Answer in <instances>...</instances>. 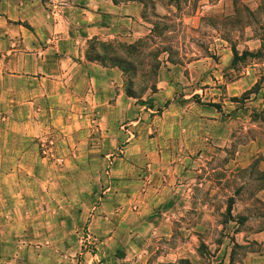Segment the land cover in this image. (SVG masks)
Segmentation results:
<instances>
[{
    "label": "rangeland",
    "instance_id": "374dc122",
    "mask_svg": "<svg viewBox=\"0 0 264 264\" xmlns=\"http://www.w3.org/2000/svg\"><path fill=\"white\" fill-rule=\"evenodd\" d=\"M161 1L176 8L156 18L149 2L152 31L125 57L134 68L119 64L113 94L135 96L114 126L29 128L3 145L26 154L0 172V264H264L251 237L264 226V0ZM179 148L194 156L192 200L165 236L158 151Z\"/></svg>",
    "mask_w": 264,
    "mask_h": 264
},
{
    "label": "crops",
    "instance_id": "0c3cea01",
    "mask_svg": "<svg viewBox=\"0 0 264 264\" xmlns=\"http://www.w3.org/2000/svg\"><path fill=\"white\" fill-rule=\"evenodd\" d=\"M168 7L176 8L173 3L155 0L159 17ZM144 14L145 6L138 0H0L1 174L15 173L16 168L7 167L6 161L26 154L9 152L3 145L28 142L29 128L114 126L110 113L117 111L119 98L130 96L122 89L113 94V88L123 84L122 71L89 59L90 42H136L151 32V22ZM173 129L176 136L184 137L178 128ZM190 137L189 144L198 140L197 135ZM181 150L158 151L164 164L163 182L154 200L165 236L168 222L181 221V207L192 200V185L185 175L190 172L188 159L194 156ZM167 175L174 178L171 184ZM258 192L264 193V187ZM251 237L264 242V226ZM177 249L171 251L177 253Z\"/></svg>",
    "mask_w": 264,
    "mask_h": 264
},
{
    "label": "trees",
    "instance_id": "16d2710c",
    "mask_svg": "<svg viewBox=\"0 0 264 264\" xmlns=\"http://www.w3.org/2000/svg\"><path fill=\"white\" fill-rule=\"evenodd\" d=\"M138 1L142 2L145 6L144 16L146 18H147L146 9H147V5L149 2L151 4L150 9H151L152 15L156 18H160L155 13V0H151V1L138 0ZM173 1H175V0H173ZM169 4H172V3H169ZM151 31H152V29H151ZM145 37H143V38H141V39H139L136 42L131 43V44H126V43H122V42H105V41L95 39V40L90 42L88 57H89V59L95 60V61H97L103 65L109 64V65L117 66L120 70H121V68L119 67L120 63H125V64L129 65L131 69H133L134 66H133L131 60L126 59L125 57H131L135 53V50L137 48V44L140 43ZM232 51H233L234 56L236 57L237 56V50L235 49V47L232 48ZM259 51L254 53V52H251L249 50H245L243 53L248 54V55H256L257 53H259ZM120 53L123 56H121ZM126 93L128 96H131V97L135 96L132 89H127ZM212 105L214 107H216L217 111H219L220 107L217 104H212Z\"/></svg>",
    "mask_w": 264,
    "mask_h": 264
}]
</instances>
